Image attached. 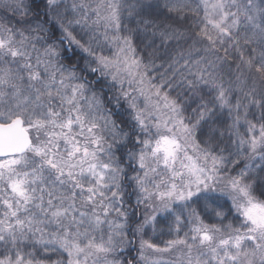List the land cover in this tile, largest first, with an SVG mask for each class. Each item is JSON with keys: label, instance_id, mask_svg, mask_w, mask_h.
I'll use <instances>...</instances> for the list:
<instances>
[{"label": "snow or ice", "instance_id": "snow-or-ice-1", "mask_svg": "<svg viewBox=\"0 0 264 264\" xmlns=\"http://www.w3.org/2000/svg\"><path fill=\"white\" fill-rule=\"evenodd\" d=\"M0 264H264V0H0Z\"/></svg>", "mask_w": 264, "mask_h": 264}]
</instances>
